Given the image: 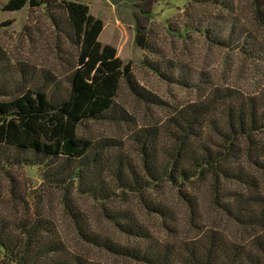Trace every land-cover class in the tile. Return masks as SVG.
<instances>
[{"label": "trees", "instance_id": "obj_1", "mask_svg": "<svg viewBox=\"0 0 264 264\" xmlns=\"http://www.w3.org/2000/svg\"><path fill=\"white\" fill-rule=\"evenodd\" d=\"M211 1L189 0L188 8ZM27 6L59 9L75 48V62L66 90L49 74L34 75L31 86L14 96L7 85L0 84V98L11 96L0 99V171L8 176L9 169L43 165L45 182L66 186L68 191L76 185L80 193L102 202L110 201L116 190L141 195L152 185L170 184L191 205L192 218L197 197L186 188L208 183L216 195L224 193L217 205L232 225L250 235L249 241L228 238L220 226L203 227L196 239L185 243L174 264H264V89L252 95L214 88L203 100L173 113L164 127L149 126L135 133L137 158L115 155L119 145L113 139L88 136L85 125L131 120L116 101L123 85L140 100L155 104L158 100L137 83L132 64L120 59L116 48L100 42L104 22L91 14L88 5L69 0H9L3 11ZM254 8L262 27L264 0H255ZM52 20L60 25L55 16ZM262 46L255 40L250 54L259 53ZM0 61L4 62L1 47ZM3 76L0 72V79ZM108 168L114 186L104 177ZM229 184L236 186L235 192L225 193ZM11 187L16 195L15 186ZM5 192L0 186V264H102L70 251L46 218L11 220L1 211ZM152 208L163 210L160 205ZM69 211L77 225H83L81 236L90 243L151 264L169 258L167 251L139 253L110 245L87 231L79 209L69 206ZM116 214L122 222L116 221ZM108 217L127 235L145 242L152 239L131 212Z\"/></svg>", "mask_w": 264, "mask_h": 264}, {"label": "rangeland", "instance_id": "obj_2", "mask_svg": "<svg viewBox=\"0 0 264 264\" xmlns=\"http://www.w3.org/2000/svg\"><path fill=\"white\" fill-rule=\"evenodd\" d=\"M8 1L0 0V47L4 59L0 61L4 75L0 84L7 85V91L14 96L31 86L34 75L41 78L49 74L56 76L66 90L76 52L68 39L63 15L54 7L27 6L21 11L5 12ZM69 1L88 5L91 14L104 22L100 42L116 48L118 57L132 64L137 83L159 102L140 100L123 85L116 101L131 120L85 125L83 131L88 136L113 139L119 145L115 155L137 158L139 148L132 140L135 133L149 126L164 127L173 113L203 100L214 88L252 95L264 89V46L259 53L250 54L255 40L264 43V26L256 18L255 0H212L190 8L189 0ZM44 168L36 165L9 169L8 176L0 171V186L6 189L1 211L11 220L46 218L70 251L91 261L151 264L88 242L79 230L83 225H77L69 206L83 213L82 224H87L89 233L99 235L110 245L139 253L167 251L169 258L162 257L159 264H174L185 243L196 239L203 227L220 226L228 238L249 241L250 235L232 225L217 205L224 193L216 195L208 183L198 182L186 188L197 197L198 215L194 214L192 220L191 205L180 189L170 184L152 185L141 195H122L116 190L110 201L102 202L80 193L76 185L68 191L66 186L45 182ZM104 177L114 186L109 168ZM227 186L225 193L235 192V185ZM158 205L163 213L152 208ZM127 211L146 228L151 240L145 242L127 235L108 217ZM116 218L117 222L123 221L119 215Z\"/></svg>", "mask_w": 264, "mask_h": 264}]
</instances>
